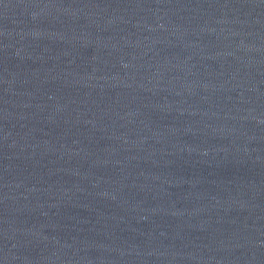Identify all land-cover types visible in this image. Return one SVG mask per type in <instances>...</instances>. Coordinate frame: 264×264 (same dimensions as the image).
<instances>
[{
  "label": "water",
  "instance_id": "1",
  "mask_svg": "<svg viewBox=\"0 0 264 264\" xmlns=\"http://www.w3.org/2000/svg\"><path fill=\"white\" fill-rule=\"evenodd\" d=\"M0 264H264V0H0Z\"/></svg>",
  "mask_w": 264,
  "mask_h": 264
}]
</instances>
